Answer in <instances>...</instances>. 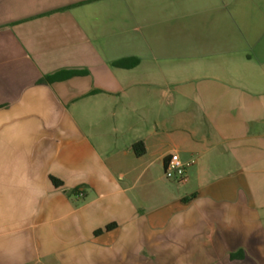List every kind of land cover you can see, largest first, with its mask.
<instances>
[{
  "label": "crops",
  "instance_id": "0c3cea01",
  "mask_svg": "<svg viewBox=\"0 0 264 264\" xmlns=\"http://www.w3.org/2000/svg\"><path fill=\"white\" fill-rule=\"evenodd\" d=\"M0 264H264V0H0Z\"/></svg>",
  "mask_w": 264,
  "mask_h": 264
},
{
  "label": "built area",
  "instance_id": "2783aa9c",
  "mask_svg": "<svg viewBox=\"0 0 264 264\" xmlns=\"http://www.w3.org/2000/svg\"><path fill=\"white\" fill-rule=\"evenodd\" d=\"M164 176L167 179L175 180L177 183L185 182L187 178L185 165L180 162L177 155L171 154L165 163Z\"/></svg>",
  "mask_w": 264,
  "mask_h": 264
},
{
  "label": "trees",
  "instance_id": "16d2710c",
  "mask_svg": "<svg viewBox=\"0 0 264 264\" xmlns=\"http://www.w3.org/2000/svg\"><path fill=\"white\" fill-rule=\"evenodd\" d=\"M133 150H134V152H135V154H136L137 156H140V155L143 154V152H144L143 146H142L141 144H135V145L133 146ZM52 182H53V184H54L55 186H59V185H60L59 182L56 181V180H54V179H52Z\"/></svg>",
  "mask_w": 264,
  "mask_h": 264
}]
</instances>
